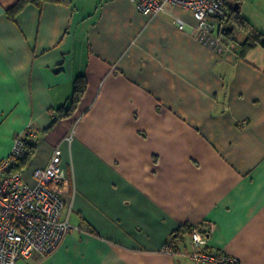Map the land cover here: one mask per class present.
I'll list each match as a JSON object with an SVG mask.
<instances>
[{"label": "crops", "instance_id": "crops-1", "mask_svg": "<svg viewBox=\"0 0 264 264\" xmlns=\"http://www.w3.org/2000/svg\"><path fill=\"white\" fill-rule=\"evenodd\" d=\"M17 1L0 0V160L32 127V182L60 147L63 219L78 228L17 264H194L190 240L165 251L186 225L209 232L210 250L264 264V50L221 38L216 53L172 5L150 16L131 0H71L11 21ZM82 75L78 111L49 129Z\"/></svg>", "mask_w": 264, "mask_h": 264}, {"label": "built area", "instance_id": "built-area-1", "mask_svg": "<svg viewBox=\"0 0 264 264\" xmlns=\"http://www.w3.org/2000/svg\"><path fill=\"white\" fill-rule=\"evenodd\" d=\"M131 1L140 12L150 16L167 14L170 5L191 11L198 22L199 41L216 53L225 50L219 28L228 13V0ZM175 23L182 30L186 28L180 18H175ZM25 155L23 139L17 136L11 155L0 160V264H17L34 255L47 257L78 229L63 219L65 202L58 188L67 178L61 148L54 150L46 168L34 170L32 182L24 180V171L10 172L17 159ZM190 247L189 256L194 264H239L233 256L210 250L208 236L199 228L193 229ZM165 251L174 253L171 241Z\"/></svg>", "mask_w": 264, "mask_h": 264}, {"label": "trees", "instance_id": "trees-1", "mask_svg": "<svg viewBox=\"0 0 264 264\" xmlns=\"http://www.w3.org/2000/svg\"><path fill=\"white\" fill-rule=\"evenodd\" d=\"M71 0H18L11 8L7 9L6 15L9 20L14 21L16 17L28 6L34 5L42 7L47 3L55 4H69ZM239 1V0H238ZM230 14L224 20L220 21L219 36L223 40H229L240 43V49L242 55H246L249 51L261 48L264 50V33L259 32L247 19L241 16V2H238L234 7L227 5ZM243 31L246 34L245 39L239 41L236 38V30ZM88 89V81L86 76H78L74 81L73 94L69 100V103L65 106L58 107L52 110L54 115L52 125L49 129H53L60 121L69 119L78 111L79 105L83 100ZM35 131L32 127L28 128L22 137L24 146L26 149V155L23 158L17 159L11 168V173H17L24 171L30 164L35 152L36 143L33 141ZM193 226H182L171 238V243L174 249L177 250L180 246L186 248V243L190 240L193 233ZM200 231L209 236L208 231Z\"/></svg>", "mask_w": 264, "mask_h": 264}, {"label": "rangeland", "instance_id": "rangeland-1", "mask_svg": "<svg viewBox=\"0 0 264 264\" xmlns=\"http://www.w3.org/2000/svg\"><path fill=\"white\" fill-rule=\"evenodd\" d=\"M241 2V16L247 19L259 32L264 33V0H239ZM238 0H228L230 7H234ZM230 14V10H228ZM236 30V38L246 37L243 31Z\"/></svg>", "mask_w": 264, "mask_h": 264}]
</instances>
